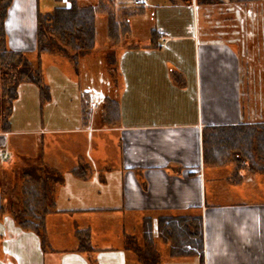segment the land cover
I'll use <instances>...</instances> for the list:
<instances>
[{
    "label": "crops",
    "instance_id": "crops-1",
    "mask_svg": "<svg viewBox=\"0 0 264 264\" xmlns=\"http://www.w3.org/2000/svg\"><path fill=\"white\" fill-rule=\"evenodd\" d=\"M263 4L144 0L136 17L149 13L150 24L131 21L118 44L106 21L99 44L97 22L87 54L75 61L68 47L55 52L66 84L50 81L42 54L67 126L26 119L34 128L24 143L12 125L0 129V264H264V166L247 163L264 142ZM139 32L147 42L130 44ZM27 42L10 48L36 60V39ZM98 67L104 105L94 116L78 91ZM30 85H20L14 109ZM33 94L35 108H47L40 90ZM70 95L80 100L72 117ZM4 181L21 196L10 200ZM183 219L189 229L171 224Z\"/></svg>",
    "mask_w": 264,
    "mask_h": 264
},
{
    "label": "trees",
    "instance_id": "trees-1",
    "mask_svg": "<svg viewBox=\"0 0 264 264\" xmlns=\"http://www.w3.org/2000/svg\"><path fill=\"white\" fill-rule=\"evenodd\" d=\"M13 1L2 0L0 3V80L6 81L0 91V129L2 132L10 130V117L13 112V104L19 96L20 85L34 84L40 90L42 103L49 99V90L43 79L41 65V55L53 52V43L47 37L46 30L56 36L59 45L66 46L76 52L75 61H77L94 48L97 37L96 24L100 19H104L107 23V37L114 44H118L122 38L129 34L132 19L141 15L144 10V0H96L97 3L91 4L86 0H54L57 6L51 8L47 13L41 12L37 6V59L32 60L27 57L25 52L8 48L4 25ZM229 1L236 5H248L260 0ZM36 2L38 5V0ZM136 2L138 4H135ZM130 3H132V7ZM122 13L125 17H121ZM57 49L58 47L54 51ZM108 103L111 105L114 102L108 100ZM190 221L183 219L180 222H175L173 220L171 224H175L176 229L177 227L178 229L180 227L189 229ZM39 225L40 223H21L23 228L31 227L36 231H39L37 230ZM199 226L194 225L193 230H196L194 236H198ZM171 231H174L173 227Z\"/></svg>",
    "mask_w": 264,
    "mask_h": 264
},
{
    "label": "rangeland",
    "instance_id": "rangeland-1",
    "mask_svg": "<svg viewBox=\"0 0 264 264\" xmlns=\"http://www.w3.org/2000/svg\"><path fill=\"white\" fill-rule=\"evenodd\" d=\"M206 1V0H205ZM2 2V0H0V3ZM86 2L88 3H97L96 0H94L93 2L91 0H86ZM131 7H132V3H130ZM37 6L39 8V10L43 13H47V11H49L51 8H54L56 5V3L54 2V0H38V5L36 0H14L9 11H8V16L6 18L5 21V30H6V34H7V44H8V48H10V44H12V46H14V44L16 45L17 43H20L23 47V49L27 48L23 42L25 40H27V46L33 47V41L34 39H36V27H37V14L36 10H37ZM134 6V4H133ZM145 7H148L147 5ZM214 9V8H211ZM227 9V8H226ZM209 10V9H208ZM260 11V13L264 12V4L262 5L261 8L258 9ZM125 13V12H124ZM200 13H202L201 11H199V15L198 17H196V22L201 20V15ZM122 15L121 17L124 16V14H120ZM259 15V14H258ZM125 17V16H124ZM123 19V18H122ZM261 20H264V16L261 17ZM103 20V21H102ZM98 21V42L99 44H101V40L105 39V29H104V22L105 20L102 19ZM259 20V18H258ZM139 23H143V24H150V14L148 13L146 16L140 17V18H133L132 22L133 24L136 22ZM216 21V20H215ZM100 22V23H99ZM47 32V37L51 40V42L53 43V52H49V55L47 58L50 60L49 61V65H48V73L50 75V81L51 80H55V84L56 81L57 82H62V84H66V78L63 79L62 77V73H61V69L62 68V64L61 62H56L54 63L53 59V55H56L55 52L59 50H61V46L59 45V43L56 40V36L52 33H50L48 30H46ZM25 39V40H23ZM23 40V42H22ZM147 42V37L146 35H144V33L139 32L138 35H133L130 39H129V43L133 44V45H137V46H143L145 43ZM58 43V44H57ZM56 45V46H55ZM17 46V45H16ZM20 47V46H17ZM58 47V49L56 51H54L56 48ZM66 47V46H65ZM71 51V50H70ZM27 54V53H26ZM28 55V54H27ZM30 57V59L33 60V58H31V56H27ZM52 61V62H51ZM90 70V69H89ZM93 69L91 68L90 71H85V73L82 75V80L80 79V82L82 83V89L81 92L78 91V96L80 97L81 94H85L87 96V99L84 101L85 103V111L87 112H93L94 116H100V113L102 111L103 108V103L104 100L101 97V95H104L103 93V89L100 85V83H98V81L100 80L99 78V72H100V68L98 67V70L96 71H92ZM47 83V81H46ZM6 84V81L4 80L3 82L0 80V91L2 90V86ZM47 86L50 88H48L49 90V99H48V106L47 108H44L42 110H40L38 108V105H36L35 108V104H34V97H33V93H39V90L37 88L36 85L32 84L30 86H22L20 89V97H19V101L17 102L15 109L13 108V112H12V118H11V125L13 126L12 130L13 132H15L16 134H14L15 137H18L17 139H19L22 143H24V141H29L30 136H27V134H23L24 131H28V130H32V128H34L33 125H28L26 123V119H30L32 120V122L35 120L37 122V124L39 123L40 119L42 118L41 116H44L48 121L53 119V123L52 125H50V123H48V127L55 129L58 127H64L67 126V124L65 123V121L62 120L61 118V113H63V107H62V99L64 100V95L63 92L61 90H58L57 86L55 87H51L48 83ZM38 90V91H37ZM69 90H72V88ZM71 92V91H70ZM81 93V94H80ZM35 99L37 97V94H35ZM77 96V97H78ZM79 97L77 98V100L72 99V95H70V100H69V96H66V98H68L69 100V105L66 106V115H70L72 117V115H74V109L75 106L79 104L80 100ZM259 98V95H258ZM38 103V101L36 102ZM79 112V111H78ZM61 120V121H59ZM35 122V124H36ZM34 124V123H33ZM38 128H41V124L38 125ZM261 129H263L261 127ZM18 132H22V134H19ZM241 137H247L250 132H248V130H241ZM216 139H217V143L215 144V149L219 150L222 149L221 145L223 143H225V140H219L220 135L215 133L214 134ZM230 134H227V136H229ZM232 135V134H231ZM226 136H224L223 138H225ZM235 138V135L232 136ZM227 139V138H225ZM230 141L233 140L228 139ZM240 147H242L243 149H246L248 147V143L247 142H242L239 144ZM264 142L261 143V141L257 142V150H258V159H256L255 161H248L247 163H250L251 168H254L256 171H260L263 169L264 166ZM240 154V153H239ZM241 159V158H240ZM242 161H244L243 159H241ZM255 162V163H254ZM262 165V166H261ZM240 167V166H238ZM249 167H247L248 169ZM260 169V170H259ZM6 182L5 188H4V192L7 194L6 196L10 197V200H13L11 197H20V191H14L10 190L9 187V182L8 181H4ZM13 192L15 194V196H13ZM22 192V191H21ZM17 200V199H16Z\"/></svg>",
    "mask_w": 264,
    "mask_h": 264
},
{
    "label": "built area",
    "instance_id": "built-area-1",
    "mask_svg": "<svg viewBox=\"0 0 264 264\" xmlns=\"http://www.w3.org/2000/svg\"><path fill=\"white\" fill-rule=\"evenodd\" d=\"M135 4H138V2H136Z\"/></svg>",
    "mask_w": 264,
    "mask_h": 264
}]
</instances>
